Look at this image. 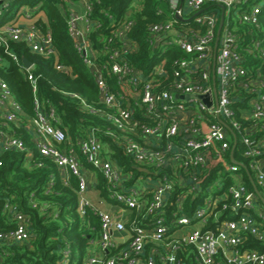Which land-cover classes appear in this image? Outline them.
Wrapping results in <instances>:
<instances>
[{
	"label": "built area",
	"instance_id": "1",
	"mask_svg": "<svg viewBox=\"0 0 264 264\" xmlns=\"http://www.w3.org/2000/svg\"><path fill=\"white\" fill-rule=\"evenodd\" d=\"M76 1L82 3L83 11L72 7ZM94 1L99 0H63L61 6L76 47L93 71L105 107L91 111L118 128L120 135L108 132L124 145L141 173L136 175L109 159L96 129L79 138L77 147L70 143L66 130L56 124L59 119L54 107L45 108L37 95L35 115L26 120L8 84L0 78V118L24 124L41 156L52 160L65 178L76 175L81 206H91L101 218L102 232L95 245L99 251L90 250L87 262L155 264L158 258L166 264H184L178 257L184 242L195 246L203 264H264V251L239 248L244 231L264 239L255 217L247 212L253 210L264 218L259 204L264 193L257 187L251 189L244 178L246 172L253 174L255 182L264 187V36L259 35L264 0H161L168 3V18L149 26V40L154 47L175 45L186 56L174 59L171 69L164 60L147 74L128 57L138 46L128 35L134 25L130 18L133 8L120 22L107 15L113 26L104 46L108 60L96 61L90 34L97 30L102 33L103 24L92 16ZM8 3L9 0H0V14ZM26 8L29 14L32 9ZM164 13L159 9L158 14ZM233 15H237V23ZM237 24L249 26L248 37L238 32ZM3 30L0 35L26 41L32 52H56L50 30L43 31L35 23L19 25L13 20ZM111 76H115L121 90L111 87ZM28 78L36 91V78L31 73ZM137 106L144 108L149 121L136 117ZM0 149L24 151L26 146L0 126ZM82 158L104 176L112 203L131 211L129 218L88 201ZM214 162L233 182L225 187L223 180H214L208 187L210 194L189 216L185 200L202 192L203 173ZM167 169L172 170L177 182L165 172ZM140 178H146L148 184L137 185ZM176 184L184 189L178 195L175 218L166 223L164 207ZM216 189L220 194L213 193ZM220 202L223 209L244 212L235 219L222 220L217 230L203 231L211 216L216 217ZM141 214L147 220L145 224L140 223ZM15 219V228L0 231V241L30 240L29 218L16 212ZM171 227L177 231L167 235ZM128 232L127 240L118 241L117 234ZM148 244L152 246L146 256ZM114 248L119 250L112 252ZM105 252L112 253L105 257ZM68 257L69 251L65 253V264Z\"/></svg>",
	"mask_w": 264,
	"mask_h": 264
},
{
	"label": "trees",
	"instance_id": "2",
	"mask_svg": "<svg viewBox=\"0 0 264 264\" xmlns=\"http://www.w3.org/2000/svg\"><path fill=\"white\" fill-rule=\"evenodd\" d=\"M62 3L63 0H9L0 14V28L7 23L9 13L21 11L26 7L31 9L38 7V11L44 12L45 19L39 17L35 24L43 31L50 30L56 52L50 55L32 52L26 41L13 40L7 34L0 35V78L8 84L26 120L35 115L34 99L37 95L45 108L54 107L59 119L56 124L66 130L70 143L77 147L79 138L86 136L91 129H96L104 145L105 155L137 175L141 172L134 166L133 157L108 131L117 135L121 132L112 122L91 111L92 108L103 110L105 107L100 101L93 71L84 61L69 32ZM94 7L92 16L103 24L102 33L97 30L90 34V40L97 51V62L103 63L108 60L104 46L113 26L107 15L111 14L116 22H120L125 20L130 8H133L130 18L134 20V25L128 35L138 46L128 57L136 67L147 74L154 66L165 60L166 66L171 69L174 59L186 56L175 45L154 47L149 40V26L167 20L168 3L161 0H99L94 1ZM159 9H163L165 13L158 14ZM259 17L262 30L259 35L264 36V4ZM237 28L242 36L248 37L246 36L248 25L237 24ZM23 58L32 63L30 70L23 66ZM58 66L62 68L59 69ZM29 73L36 78V91L28 78ZM109 82L114 90L122 89L117 84L115 76H111ZM139 104L141 106V101ZM140 106L136 107V117L148 120L144 116V108ZM5 120L0 118L2 122L0 126L5 132L22 139L26 150L0 149V231L6 232L15 228L17 226L15 213L21 212L30 220L31 238L25 243L0 241V264H65V253L68 251L67 264H90L87 262L90 250L93 248L94 251L95 249L99 251L95 245L102 232L101 218L91 206L84 208L81 206L79 178L73 174L68 179L65 178L52 160L41 156L24 124ZM82 159L89 166L85 159ZM165 172L173 177L174 182L178 181L172 170L167 169ZM98 174L97 189L101 197L112 202L108 183L99 171ZM203 175L202 192L194 197L188 196L185 200V213L189 216L193 215V209L210 194L208 187L214 180H223L225 187L233 182V178L226 176L215 162ZM244 178L251 189L257 187L261 194L264 193V187L255 182L253 174L250 176L246 172ZM182 189L184 188L176 184L168 198L164 207L166 223L175 218L178 212L177 200ZM213 193L220 194V191L216 189ZM227 201H230V198ZM259 204L264 214V194ZM242 212L244 211L240 210L237 214L231 209H223L220 202L215 212L216 217L211 216L203 231L217 230V225L222 220L235 219ZM247 212L255 217L259 229L264 232V218H260L253 210ZM135 215L136 212L133 213V216ZM142 215L140 223L145 224L147 220ZM127 226L130 227V224ZM175 231L177 229L171 227L167 235ZM241 235L243 237L239 245L241 250L264 251V239L260 240L250 231H244ZM151 246L152 244H148L146 256ZM119 248H114L112 252H117ZM112 252H105V257ZM178 257L184 264H203L195 246L184 242L178 251ZM155 264L166 263L156 258Z\"/></svg>",
	"mask_w": 264,
	"mask_h": 264
},
{
	"label": "crops",
	"instance_id": "3",
	"mask_svg": "<svg viewBox=\"0 0 264 264\" xmlns=\"http://www.w3.org/2000/svg\"><path fill=\"white\" fill-rule=\"evenodd\" d=\"M72 7L78 11H83L84 7L81 2L76 1L74 4H72ZM23 8L19 13L18 16L14 19V21L19 25H30L32 23H35L36 19L39 17H42L45 19V14L43 11L39 10L38 7L35 9H32V11L28 14L27 10ZM37 12L38 16L37 18L33 19V13ZM4 27V26H3ZM3 27L0 28V31L4 32ZM5 35V33L3 34ZM82 169L84 173L87 176L88 179V191L86 192V198L88 201L95 207L100 208L104 211H112L117 212L118 214L122 215L124 219L129 218V216L132 214L129 210H121L117 205L110 202L107 198L101 197L100 192L97 189L98 184V171L94 168H92L90 165H86L83 162ZM148 184V180L146 178H140L137 180V185L140 187ZM130 233H119L116 235V238L118 241L122 242L129 238ZM93 249V248H92ZM91 249V251H92ZM97 252V250H95Z\"/></svg>",
	"mask_w": 264,
	"mask_h": 264
},
{
	"label": "rangeland",
	"instance_id": "4",
	"mask_svg": "<svg viewBox=\"0 0 264 264\" xmlns=\"http://www.w3.org/2000/svg\"><path fill=\"white\" fill-rule=\"evenodd\" d=\"M24 9H26L27 10V8H24ZM19 12V11H18ZM17 10L16 11H13V12H11V13H9L8 14V16H7V21L6 22H10V21H13L18 15H17ZM33 15V19H35V18H37V16H38V13H33L32 14ZM237 15H233V21L234 22H236L237 23ZM197 226H199V225H197ZM188 230H189V228H188Z\"/></svg>",
	"mask_w": 264,
	"mask_h": 264
},
{
	"label": "water",
	"instance_id": "5",
	"mask_svg": "<svg viewBox=\"0 0 264 264\" xmlns=\"http://www.w3.org/2000/svg\"><path fill=\"white\" fill-rule=\"evenodd\" d=\"M223 22H224V19L222 18L221 21H220V26H219V30H218V39H219V35H220V31H221V28H222V25H223ZM217 39V40H218ZM23 66L25 68H31L32 66V63L26 59V58H23ZM142 171H145V172H149V170L147 168H141Z\"/></svg>",
	"mask_w": 264,
	"mask_h": 264
}]
</instances>
